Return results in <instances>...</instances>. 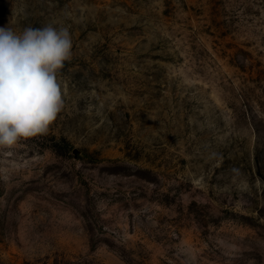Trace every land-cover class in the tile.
Wrapping results in <instances>:
<instances>
[{
    "label": "rangeland",
    "instance_id": "374dc122",
    "mask_svg": "<svg viewBox=\"0 0 264 264\" xmlns=\"http://www.w3.org/2000/svg\"><path fill=\"white\" fill-rule=\"evenodd\" d=\"M47 24L65 106L0 152V264H264V0H0Z\"/></svg>",
    "mask_w": 264,
    "mask_h": 264
},
{
    "label": "clouds",
    "instance_id": "9594fccd",
    "mask_svg": "<svg viewBox=\"0 0 264 264\" xmlns=\"http://www.w3.org/2000/svg\"><path fill=\"white\" fill-rule=\"evenodd\" d=\"M72 47L66 27L47 24L17 32L0 26V152L4 155H11L21 140L46 134L63 110L59 74L72 59Z\"/></svg>",
    "mask_w": 264,
    "mask_h": 264
}]
</instances>
